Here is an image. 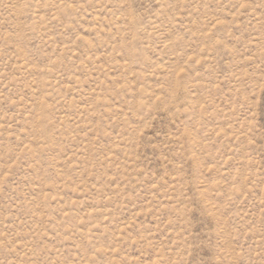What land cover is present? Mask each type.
<instances>
[{"label": "rangeland", "instance_id": "rangeland-1", "mask_svg": "<svg viewBox=\"0 0 264 264\" xmlns=\"http://www.w3.org/2000/svg\"><path fill=\"white\" fill-rule=\"evenodd\" d=\"M0 264H264V0H0Z\"/></svg>", "mask_w": 264, "mask_h": 264}]
</instances>
